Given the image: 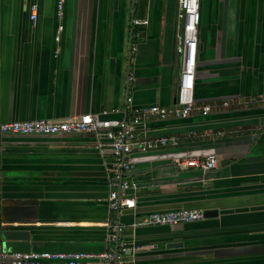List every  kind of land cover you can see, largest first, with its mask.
I'll use <instances>...</instances> for the list:
<instances>
[{
	"label": "crops",
	"instance_id": "obj_1",
	"mask_svg": "<svg viewBox=\"0 0 264 264\" xmlns=\"http://www.w3.org/2000/svg\"><path fill=\"white\" fill-rule=\"evenodd\" d=\"M176 3L65 0L57 17L55 0H0V124L114 108L130 119L132 108L171 107L180 72ZM199 13L194 101H246L135 125L176 144L132 153L136 203L120 211L107 203L106 138L0 131V233L27 230L30 251L100 253L124 244L126 264H264V0H200ZM209 153L217 164L207 171L175 163ZM178 208L217 215L181 228L133 225ZM113 221L120 230L108 241ZM0 264L9 263L0 256Z\"/></svg>",
	"mask_w": 264,
	"mask_h": 264
},
{
	"label": "built area",
	"instance_id": "obj_2",
	"mask_svg": "<svg viewBox=\"0 0 264 264\" xmlns=\"http://www.w3.org/2000/svg\"><path fill=\"white\" fill-rule=\"evenodd\" d=\"M65 0H55L56 16L60 17ZM177 33L175 50L180 56V72L177 79L176 102L171 107L152 104L131 109V118H127V109H103L99 112H87L80 115L67 116L63 120L47 119L14 120L0 124L3 133L23 135H57L63 133H91L108 140V146L113 164L107 175V203L112 211H120L133 207L136 203L134 193L136 185L129 177L131 155L134 151L146 152L152 148L166 144H176L173 136L146 137L139 134L135 125L150 118H186L192 113L208 115L214 109H223L231 105L245 102L235 97H228L216 102L198 104L194 101L195 71L198 54V25L200 20V0H177ZM38 4H29V17L36 20ZM131 79V75L128 80ZM259 98H250L247 102L255 104ZM128 108V106H127ZM121 111L120 118L108 117L110 112ZM220 136L224 134L221 131ZM99 152L104 151V145L96 144ZM180 166L197 167L207 171L216 167L217 157L209 153L202 158L176 160ZM129 191H133L130 193ZM204 218L203 211L196 208H178L169 211H155L143 216L136 224L146 225H177L198 221ZM120 227L113 221L112 229L106 239L117 241ZM126 247L124 244L109 246L100 253L87 252H49V251H1L0 256L9 264H83L88 259H96L98 264H126Z\"/></svg>",
	"mask_w": 264,
	"mask_h": 264
},
{
	"label": "water",
	"instance_id": "obj_3",
	"mask_svg": "<svg viewBox=\"0 0 264 264\" xmlns=\"http://www.w3.org/2000/svg\"><path fill=\"white\" fill-rule=\"evenodd\" d=\"M176 100L174 99V103ZM205 218L217 215V211L213 209L202 210ZM181 228V224L175 225ZM0 246L2 251H30L29 232L22 229H3L0 233Z\"/></svg>",
	"mask_w": 264,
	"mask_h": 264
}]
</instances>
